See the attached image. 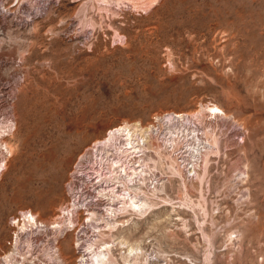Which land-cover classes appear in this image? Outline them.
I'll use <instances>...</instances> for the list:
<instances>
[{
    "label": "rangeland",
    "instance_id": "rangeland-1",
    "mask_svg": "<svg viewBox=\"0 0 264 264\" xmlns=\"http://www.w3.org/2000/svg\"><path fill=\"white\" fill-rule=\"evenodd\" d=\"M124 125L154 131L152 206L70 222L79 185L106 207L117 154L90 153ZM96 242L108 264H264V0H0V257L91 264Z\"/></svg>",
    "mask_w": 264,
    "mask_h": 264
},
{
    "label": "bare ground",
    "instance_id": "bare-ground-1",
    "mask_svg": "<svg viewBox=\"0 0 264 264\" xmlns=\"http://www.w3.org/2000/svg\"><path fill=\"white\" fill-rule=\"evenodd\" d=\"M210 111H213L214 113L217 114H222V115L225 114L224 110L217 105H214L212 108L210 106ZM178 117H179L178 120H170L167 122V124L162 123L160 127L164 126L163 129L164 131L166 130L167 132L165 131L166 132L165 133L160 128L159 130L160 135L163 133L165 135L170 134L173 136L175 133L178 135L179 133L182 134L185 131L191 130L189 126L184 124L183 120L185 118L183 117V115H180ZM193 131L194 130H192L191 132L193 133ZM153 132L154 131L152 128L147 129L145 131H139L137 129L133 130L129 128L127 125H124L112 129L104 140L98 141L96 145L93 147L92 153H90L93 156H98L99 154L98 152L100 150H104V154L102 157L108 159L106 153L110 150L109 147L114 148L117 156L111 159L110 161L108 160L109 168L107 173H102L101 171L97 173L96 178H98L97 179L99 182L98 186L102 187L101 186L102 183L105 182L103 188L99 190V196L100 198L105 199L106 207L105 209H101V210H97V208H93L89 210L88 219L90 221L102 219L108 223L110 221L115 223L117 222L116 214H118L116 212H118L117 210L119 209L122 210V213L134 212L138 214H143L150 206H152L151 203L148 202L149 199L146 197V193L144 191L145 185L146 184L147 186L149 185L148 183H146L148 179L144 178V174L146 173V170H144L145 162L141 163L140 161L142 160V157L146 154V152H148L147 149L150 148L149 142L151 141V138H153L152 137ZM7 149L11 154L12 149L8 147ZM102 178H104L103 181ZM116 187H119V189H116ZM154 187L157 191L159 185H155ZM23 217L24 218H23L22 227L19 222L16 223V225H18L19 228L21 227L20 230L26 231L29 229L31 232H33L31 230L32 226L39 227L41 225V223L39 222V218L33 212L24 213ZM64 217H67L70 222L75 221V220H70L69 216L67 215ZM34 245H36L35 241L31 239L28 246L29 249H32ZM16 246L17 248L13 247L14 250L12 253L10 252L9 254L6 253L7 255L4 258L0 257V264H22L20 262V259H17V255L23 256L24 259L26 258V253L31 255L33 254L30 250L25 254H20L21 252L19 253L18 245ZM92 246L93 243L89 245V249L92 248ZM56 249L57 251L56 253L54 252L55 255L54 254L53 255L59 260V256L62 255L61 250L59 247H57ZM136 249L137 248H135L134 246L128 247L130 253L131 251ZM109 251L110 249L106 242H102V243L100 242L98 244L96 242V246L94 245L91 250L92 263L105 264V262L107 261L108 264L109 263L108 260L111 257L109 256L110 253ZM31 261L33 262V259ZM32 264H35V262Z\"/></svg>",
    "mask_w": 264,
    "mask_h": 264
},
{
    "label": "built area",
    "instance_id": "built-area-1",
    "mask_svg": "<svg viewBox=\"0 0 264 264\" xmlns=\"http://www.w3.org/2000/svg\"><path fill=\"white\" fill-rule=\"evenodd\" d=\"M97 206L93 191L84 185H79L75 191V198L63 205L61 212L69 216L70 220H77L81 214L88 218L89 210Z\"/></svg>",
    "mask_w": 264,
    "mask_h": 264
}]
</instances>
